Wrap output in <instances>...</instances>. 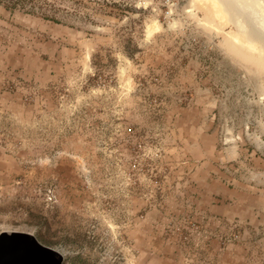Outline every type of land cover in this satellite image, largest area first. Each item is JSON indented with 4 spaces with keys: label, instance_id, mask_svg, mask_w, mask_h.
Instances as JSON below:
<instances>
[{
    "label": "rangeland",
    "instance_id": "obj_1",
    "mask_svg": "<svg viewBox=\"0 0 264 264\" xmlns=\"http://www.w3.org/2000/svg\"><path fill=\"white\" fill-rule=\"evenodd\" d=\"M255 18L231 0H0V233L63 264H264ZM196 112L214 136L201 178L245 202L218 235L171 208V122Z\"/></svg>",
    "mask_w": 264,
    "mask_h": 264
},
{
    "label": "crops",
    "instance_id": "obj_2",
    "mask_svg": "<svg viewBox=\"0 0 264 264\" xmlns=\"http://www.w3.org/2000/svg\"><path fill=\"white\" fill-rule=\"evenodd\" d=\"M172 120L170 150L174 159L181 158L186 181L172 186L174 191L183 193V198L172 201L171 208L181 207L184 217L197 219L201 226H208L211 233L218 235L228 223L245 216V202L234 185L222 184L214 178V173L208 172L213 182L201 178L203 166L214 165L211 159L206 161L214 155V136L203 131L202 127L207 125L203 115L196 112L188 118L177 116Z\"/></svg>",
    "mask_w": 264,
    "mask_h": 264
},
{
    "label": "water",
    "instance_id": "obj_3",
    "mask_svg": "<svg viewBox=\"0 0 264 264\" xmlns=\"http://www.w3.org/2000/svg\"><path fill=\"white\" fill-rule=\"evenodd\" d=\"M0 264H63V256L32 233L5 230L0 233Z\"/></svg>",
    "mask_w": 264,
    "mask_h": 264
},
{
    "label": "bare ground",
    "instance_id": "obj_4",
    "mask_svg": "<svg viewBox=\"0 0 264 264\" xmlns=\"http://www.w3.org/2000/svg\"><path fill=\"white\" fill-rule=\"evenodd\" d=\"M233 2L234 5H236L237 7H239L241 9V11L243 13H247L249 15H251L252 17L255 16L257 18V22H260L262 25H264V0H231ZM229 4V3H228ZM231 11V10H230ZM236 14V13H235ZM246 15V14H245ZM233 17V15H232ZM237 17V16H236ZM235 18V15H234ZM255 18V19H256ZM237 19V18H235ZM234 19V20H235ZM250 19V18H249ZM253 21V18H251ZM250 19V21H251ZM254 19V21H255ZM233 20V21H234ZM259 20V21H258ZM235 22V21H234ZM236 23V22H235ZM252 23V22H251ZM255 24V23H254ZM252 24V25H254ZM246 25V24H245ZM244 25V26H245ZM256 25V24H255ZM258 25V24H257ZM247 29V28H246ZM245 29V30H246ZM249 29V28H248ZM264 29V28H263ZM262 30V29H261ZM257 32H260L257 28H256ZM247 33V32H246ZM264 35L263 33H260ZM252 36V35H251ZM249 39V38H248ZM252 40V38H250ZM256 39V37H255ZM262 40V39H260ZM258 41V40H257ZM257 49V48H256ZM229 50V48H228ZM241 51V50H240ZM252 51V50H251ZM254 51V50H253ZM239 55V54H238ZM261 55V54H260ZM237 56V55H236ZM256 56V55H255ZM242 57V56H241ZM245 57V56H244ZM254 57V55H253ZM259 57V56H258Z\"/></svg>",
    "mask_w": 264,
    "mask_h": 264
}]
</instances>
